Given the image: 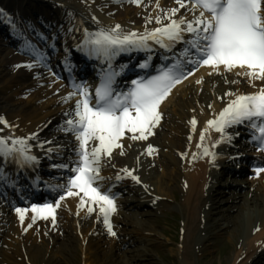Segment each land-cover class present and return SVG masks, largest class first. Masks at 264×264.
I'll use <instances>...</instances> for the list:
<instances>
[{
    "label": "bare ground",
    "instance_id": "bare-ground-1",
    "mask_svg": "<svg viewBox=\"0 0 264 264\" xmlns=\"http://www.w3.org/2000/svg\"><path fill=\"white\" fill-rule=\"evenodd\" d=\"M56 4H61L62 6L56 8ZM98 4L106 6L107 8L103 9L105 11L97 6ZM177 5L169 1L163 8H159V6L155 10L151 9L152 7L144 1L134 4L131 0H0V10H2L0 11L2 14L0 31H12L11 20L34 15L41 17L43 23L49 24L51 28L55 26L56 29L59 28V31L60 29L65 31V35H67L65 48L69 49L79 44V42L73 41L78 37L77 35L82 34L81 30L92 28L91 24L93 23L96 24L97 22V24H100V26H97V31L104 28L111 29L119 24L122 33L135 31L138 34H144L146 29L151 30L160 26L156 23L155 17L157 15L163 16L164 10L176 7L178 11L175 16H185V13ZM24 9H28V15L25 14ZM137 11L141 12L143 17H145V14L150 13L152 21L148 22L149 19H146L140 27L130 26L129 23L133 21L134 14ZM8 12L12 15H9ZM94 17L95 19H93ZM19 22L21 21L18 20V23L14 26L16 27L15 29H20L22 24ZM166 22L167 20L165 19L161 20V24ZM17 35H13L11 38L15 39L18 37ZM49 39L53 40L54 37L51 36ZM20 57L0 37V117L8 121L9 125L14 126L7 129L0 123V129H3L0 132V136H17L18 132L26 135L36 133L42 126L40 124L36 127L38 123H45L63 108L57 102L58 95H53L52 90H45L44 87L34 88L39 79L38 71L28 67L29 63ZM234 73L223 74L220 71V74H217L209 69L200 71L193 79V81L196 79L201 80L199 86L193 84L191 80L176 88L166 101L161 104L159 110L163 114V120L152 129L153 134L150 137L148 136L146 140H140L144 143L130 141L122 145V149L116 148L113 156L107 160L108 165H116L121 169L135 170L133 175L140 177L139 184L135 183L137 185L136 188L144 193L143 198L145 200H143L144 202L140 201L139 203L141 204L156 201L160 203L159 199L163 197L166 200L170 199L175 189V186L172 185L174 183L178 185L176 188L183 196V206H181L187 212L183 220V247L179 250L180 264H190L186 255L187 245L191 243L193 252L195 249L200 252L202 247H204L203 243L206 236L203 237L201 235L202 230L209 232L220 228V219L214 221V225H210L208 218L210 209L217 203V196L213 194L211 188L218 181L217 175L221 165L222 141L220 143H216V141L221 140L222 134L210 129L209 132L205 133L203 146H201L200 136L206 127L207 119L209 117L213 119L232 98L225 96V93H254L261 86H264V79L260 82H254L253 80L251 83L249 81L243 82L239 79V76H242L240 74L242 71L237 70ZM226 80L228 81L227 83L225 82ZM210 104L212 105L211 108L208 107ZM193 118L197 121L195 126L190 123ZM188 136H191V141H188ZM149 144L153 146L151 154L148 153ZM213 144H215V147H213ZM205 147L210 152L214 150L213 153H216L214 160L211 156L204 155ZM175 149L180 154V162L175 161L173 155ZM118 150H131L134 157L120 159L116 157ZM126 173H118L117 171L118 175L128 180L129 176H126ZM176 179H180L181 182H175ZM253 182L257 183V185H254ZM239 184L245 186L244 189L248 188L250 190L251 188L253 191L250 193V198L244 200V205L240 203L238 211L240 208L249 210V207H254L258 213L251 217L250 211L241 212L242 217L239 223L242 232L239 233L237 227L233 232L234 235L237 234L238 238L234 241L236 247L232 251L229 264H247L253 258L255 250L264 242V174L259 179L251 182L245 179H240V181L233 180L225 185V188ZM207 185H209L208 188L206 187ZM78 199L79 197L72 195L64 199L59 207H55L57 219L61 220V224L65 223V219L71 222L72 219H69V217L72 214H75L80 208H82V213H84L89 206L93 208L92 212L96 216L99 215L103 219V213L100 212L98 205L84 200V206L81 207V201ZM158 205L162 206L161 204ZM205 205H210L209 209ZM245 205H248L247 208ZM118 210L110 213L108 217L113 227L117 220L121 221L122 213L120 211L117 214ZM51 219L52 217H48L46 222ZM203 220L204 223L201 224ZM2 221H5L6 225L0 224V231L4 229L14 231L18 237L17 240H24L31 246L32 260H42V250L45 247L48 248L49 253H53L56 256H60L61 252L70 254L71 246L73 245L68 246V243H71V241L68 243L60 242L58 250L50 248V243H53L52 246L55 245L54 233L47 231L43 234L44 224L34 221L28 215L24 214V221L21 222L18 213L8 218L2 208H0V222ZM25 224H31L32 226L25 231L23 229ZM256 227L257 229L253 230ZM90 229H92L91 233L94 232L97 229V225H94L92 221L87 223L84 220L79 229V232L83 234V239L76 238L81 244L80 249L84 254V259L89 257L92 246L96 243L92 236L86 238ZM19 231H23L25 235H20ZM135 232L136 230L134 229L131 234ZM46 235L47 237H45ZM4 236L6 237L1 242L0 251L3 254H7L13 248V243L8 241V234ZM145 236L147 237V235ZM85 238L86 243L84 244ZM142 241L147 243L148 239L142 238ZM63 253H61V256ZM147 253H150V251L140 252L138 256H145V260L150 259L149 261H151V254ZM48 255L46 254L45 257ZM106 258H109V256ZM61 260L62 264H73L63 257ZM46 261L47 259L44 258V262ZM113 261H116V264H126L125 261L119 258ZM108 262L103 260L102 264H109ZM89 264H99V262L97 260L93 262L90 259Z\"/></svg>",
    "mask_w": 264,
    "mask_h": 264
},
{
    "label": "snow or ice",
    "instance_id": "snow-or-ice-1",
    "mask_svg": "<svg viewBox=\"0 0 264 264\" xmlns=\"http://www.w3.org/2000/svg\"><path fill=\"white\" fill-rule=\"evenodd\" d=\"M131 2L139 4L140 0H131ZM176 3L180 7L191 4L194 10L191 20L184 16L176 18L175 13L178 9L174 7L164 10L163 16L157 15L155 20L160 26L151 30L146 29L144 34L135 31L122 33L119 24L114 28L100 29L94 33L85 29L86 39L79 50L96 59L103 56L107 68L102 70L101 82L94 95L92 90H86L82 83L79 85L73 83L72 87L75 91L65 94V99H71L74 95L79 98L65 113L67 119L62 121L61 130L70 133L76 141L75 148L71 149L76 156L71 166L72 175L67 177L63 187L68 196H79L83 193L81 207L85 203L84 197L98 205L100 212L103 213V222L108 233L113 236L115 232L108 217L110 213L116 211V202L110 190H103L102 187L101 182L106 179L101 175L104 158L111 157L113 149H122L120 141L128 133L132 134L129 137L131 140H144L153 134L152 129L162 118L160 105L169 95L172 87L185 78L184 69L193 66L194 71V66L208 65L218 71L220 66L225 70L239 66L246 70L245 73L240 74H246L249 83L253 79H264V0H176ZM151 19L149 17L148 22H151ZM162 19L167 20V23L161 24ZM41 39L47 38L41 37ZM150 41L170 53L173 62L162 67L158 75L147 79L143 77L133 79L127 91H118L117 79L126 66H121L117 71L113 67L115 58L121 53L150 52ZM25 44L35 56V60L28 64V67L45 60L44 51L27 38ZM177 45H182L178 51ZM150 59L151 57L146 59L140 67L148 68ZM65 63H68L67 59ZM44 66L47 68L46 63ZM187 75H191V72ZM196 83H201V80H197ZM225 96L232 98L213 119L206 122V127L200 136L201 146L205 133L210 129L222 134L221 140L216 141L220 143L224 139L226 127L248 122L254 130L252 139L258 143L257 150L264 151V86L254 93L227 92ZM93 99L95 103L92 102ZM208 107L211 108L212 105ZM0 123L14 127L3 117H0ZM190 123L195 126L197 121L193 118ZM2 131L3 129H0V132ZM35 136L36 133H30L29 137L0 136V160L5 163H16L20 167L36 164L38 157L32 154L27 143L30 137ZM45 143L49 141L40 142V146ZM152 151L153 146L149 144L148 153L151 154ZM204 155L211 156L214 160L216 153L210 152L205 147ZM53 167L68 169L70 165L63 163ZM121 171L127 172L132 179L140 182V177L133 175L134 169L125 168ZM254 171L259 175L264 172V167H256ZM10 179L11 177L6 173H0V180ZM120 179H123V176ZM73 188L78 189V192H73ZM63 199L64 196L61 195L60 200ZM55 207H59V200L55 202V206L51 203L31 205L33 213H38L44 219L52 217L53 223H55ZM15 211L23 222L27 209L15 208ZM88 211L92 212L93 208L89 206ZM35 218L33 216V220Z\"/></svg>",
    "mask_w": 264,
    "mask_h": 264
},
{
    "label": "rangeland",
    "instance_id": "rangeland-1",
    "mask_svg": "<svg viewBox=\"0 0 264 264\" xmlns=\"http://www.w3.org/2000/svg\"><path fill=\"white\" fill-rule=\"evenodd\" d=\"M174 158L175 161L178 162L179 158L176 156H174ZM176 181L177 183L181 182L180 179H176L175 182ZM172 186H175V189L172 192L173 197L171 195L170 199L166 200L163 197L161 200L164 205L161 209L163 210V212L160 213L159 211H153L150 215L147 216V229H149V231L152 233L149 239L152 243L151 256H153V261L146 262L145 260L141 262L142 264H180L181 257L179 256V250L183 247V220L187 212L185 209H182L183 196L181 195V192L176 188L178 187V185L174 183ZM228 197L229 196L227 195L222 198L224 199L223 205H225V207H228L229 205L234 206L228 209L229 212H233L235 211V207L240 199H236L234 201V204L230 203L229 201L225 202ZM226 214H231V216L236 215L234 213ZM241 217V214H239L238 217H232L234 221L233 224H235V227L233 228L232 223L228 225L227 222H224L221 227L219 226L220 228H222L228 225V231H223L219 228L213 230L209 234L206 232V230H202L201 235L203 237L206 236L203 243L204 247H202V250L200 252L199 250L197 251V249H195V251L193 252L190 245L191 243L187 245V261H189L190 264H229L231 261L232 251L236 247V243L234 241L238 238L237 234L234 235L233 232L236 227L239 233L242 232L239 223ZM211 219L212 217L209 216L208 222L210 225H214L213 220ZM203 223L204 221L201 222V224ZM71 245L72 244H69V246ZM82 256L83 254L81 255V250L79 249V247H77V243H73V246H71L70 254L65 252L60 258H66L73 264H89L90 259L93 260V262L97 260L99 264H102L103 260H105L106 253L104 251L93 249L91 250L88 258L84 259V256ZM60 258H55V260L52 259L47 263L37 261L36 264H62L63 262ZM130 264L138 263L134 262Z\"/></svg>",
    "mask_w": 264,
    "mask_h": 264
}]
</instances>
